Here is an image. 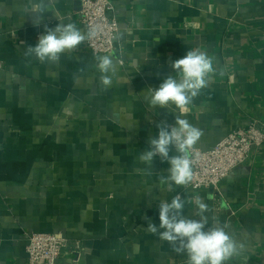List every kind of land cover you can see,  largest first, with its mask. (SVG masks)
<instances>
[{
	"label": "crops",
	"instance_id": "crops-1",
	"mask_svg": "<svg viewBox=\"0 0 264 264\" xmlns=\"http://www.w3.org/2000/svg\"><path fill=\"white\" fill-rule=\"evenodd\" d=\"M109 1L119 30L117 71L105 89L84 43L56 63L25 55L45 24L73 22L85 32L76 2L53 0L58 15L47 12L36 26L25 11L33 0H0V264H26L28 236L37 232L80 244L79 264H185L186 255L146 231L159 225V202L177 193L185 216L198 219L199 196L206 230L225 227L242 245L227 264H264V144L218 194L170 191L160 184L166 161H139L157 124L173 125L179 111L150 107L149 89L193 47L215 68L181 115L202 130L194 147L208 151L232 131L264 123V0Z\"/></svg>",
	"mask_w": 264,
	"mask_h": 264
},
{
	"label": "clouds",
	"instance_id": "clouds-1",
	"mask_svg": "<svg viewBox=\"0 0 264 264\" xmlns=\"http://www.w3.org/2000/svg\"><path fill=\"white\" fill-rule=\"evenodd\" d=\"M52 3L53 0H33L31 9H25L33 17L34 25L39 26L47 12L58 15L51 7ZM95 35L92 30L82 32L73 22L58 23L54 28L45 24L43 34L38 37L35 46L27 47L25 55L35 57L41 63H56L63 53L77 49ZM96 60L100 83L107 89L112 84L109 74L116 73L117 63L111 55L97 56ZM213 60L207 52L193 47L171 63L174 75L164 78L157 88L149 89L150 107L168 109L169 105H174L179 110L173 125L163 121L157 124L158 135L149 138L148 148L139 154V161L147 166L156 157L168 163L167 177L161 176L160 184H167L170 191L173 185L187 187L194 179L191 150L203 133L181 115L207 86L210 74L215 72ZM173 150L175 155L171 154ZM193 199L198 219L184 215L185 199L177 193L170 202H159V225L149 222L146 231L171 244L176 254L186 255L185 264H227L242 245L225 227L213 226L206 230L208 205L199 196Z\"/></svg>",
	"mask_w": 264,
	"mask_h": 264
},
{
	"label": "built area",
	"instance_id": "built-area-1",
	"mask_svg": "<svg viewBox=\"0 0 264 264\" xmlns=\"http://www.w3.org/2000/svg\"><path fill=\"white\" fill-rule=\"evenodd\" d=\"M78 2V18L87 33H96L84 42L85 51L94 56L111 55L116 51L118 23L109 0H73ZM122 64L121 61H119ZM264 144V123L254 120L240 127L208 151L191 150L194 179L185 187L192 191L208 189L219 193V184L235 168L243 165L250 154ZM26 264H79L80 244L71 243L62 234L37 232L28 236ZM76 257H72L73 255Z\"/></svg>",
	"mask_w": 264,
	"mask_h": 264
},
{
	"label": "water",
	"instance_id": "water-1",
	"mask_svg": "<svg viewBox=\"0 0 264 264\" xmlns=\"http://www.w3.org/2000/svg\"><path fill=\"white\" fill-rule=\"evenodd\" d=\"M77 4L79 5V3L77 2Z\"/></svg>",
	"mask_w": 264,
	"mask_h": 264
}]
</instances>
